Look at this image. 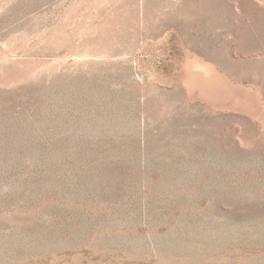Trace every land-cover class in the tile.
<instances>
[{
  "label": "rangeland",
  "instance_id": "1",
  "mask_svg": "<svg viewBox=\"0 0 264 264\" xmlns=\"http://www.w3.org/2000/svg\"><path fill=\"white\" fill-rule=\"evenodd\" d=\"M0 264H264V0H0Z\"/></svg>",
  "mask_w": 264,
  "mask_h": 264
}]
</instances>
